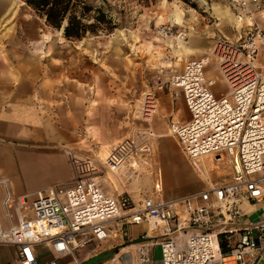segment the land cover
Wrapping results in <instances>:
<instances>
[{"label": "built area", "instance_id": "built-area-1", "mask_svg": "<svg viewBox=\"0 0 264 264\" xmlns=\"http://www.w3.org/2000/svg\"><path fill=\"white\" fill-rule=\"evenodd\" d=\"M232 1L246 11V3ZM261 52L264 24L252 25L234 41L218 40L211 54L184 63L157 86L182 94L189 120L170 119L168 133L189 164L199 172L201 162L211 160L217 178L225 165L227 181L201 174L206 183L201 191L166 199L157 177L154 135L149 126L135 128L108 148L104 160L91 151L65 149L70 170L65 184L17 196L3 181L0 246L13 248L18 264H39L36 247L43 245L55 256L48 264H57L111 237L127 238L128 226L147 225L139 240L130 242L138 264L150 263L155 247L161 264H264V223H243L238 206L241 199L264 200V67L258 71L255 63ZM210 65L227 92L212 91L217 77L209 75ZM156 108L155 93L147 92L133 117L149 124ZM110 173L145 174L151 189L138 197L125 190L112 193Z\"/></svg>", "mask_w": 264, "mask_h": 264}, {"label": "rangeland", "instance_id": "rangeland-1", "mask_svg": "<svg viewBox=\"0 0 264 264\" xmlns=\"http://www.w3.org/2000/svg\"><path fill=\"white\" fill-rule=\"evenodd\" d=\"M0 1L4 2L0 11V50L10 52L9 59L17 65L24 60L32 62L34 79L46 86L39 106L41 117L48 126H62L65 134L80 142V150H93L101 160L106 159L110 146L124 140L135 128L149 126L133 117L145 93L152 91L157 97L161 82L179 72L185 62L211 54L218 40L234 41L250 26L248 19H252L251 25L264 24V0H238L246 3V11L232 0H191L188 4L181 0H86L101 7L115 28L68 40L62 30L48 26L23 0ZM179 43L200 53L179 51ZM255 63L262 71L264 53ZM207 70L217 77L212 91L218 95L227 92L217 69L210 65ZM162 91L175 115L187 118L182 94L170 96L167 87ZM169 120L162 114L154 115L151 127L166 134ZM154 145L158 147V182L164 192L170 188L172 194L195 190L188 174L199 190L206 186L204 177L200 172L195 174L172 136L167 133L159 140L154 138ZM204 165L211 180L229 179L225 165L219 167L221 178H217L216 170L211 171L213 161L204 160ZM108 177L113 192L125 190L137 197L151 189V180L145 174L126 178L110 173ZM140 185L142 191L133 190ZM89 250L80 249L75 255L81 259ZM49 259L50 254L42 250L40 264ZM70 260L65 257L58 264ZM119 260L107 264H119ZM146 264H161L159 247L152 249L151 262Z\"/></svg>", "mask_w": 264, "mask_h": 264}, {"label": "crops", "instance_id": "crops-1", "mask_svg": "<svg viewBox=\"0 0 264 264\" xmlns=\"http://www.w3.org/2000/svg\"><path fill=\"white\" fill-rule=\"evenodd\" d=\"M3 3L0 1V11L3 9ZM9 53L0 50V215L3 214V181H5L7 189L17 196L32 194L55 185L65 184L70 180V170L64 150L83 151L79 148L80 142L73 141L70 134H65L62 126H48L43 120L41 117L42 110L39 106L41 105L40 101L42 102L44 98L42 95L45 93V84L34 79L35 75L30 69L32 65L30 60H24L17 65L9 59ZM182 54L184 55V51ZM177 92L181 93L178 89L169 88L170 96ZM163 93V91L157 93V113L155 115L162 114L163 117H170L176 122H187L189 114L187 118H179L177 114L175 115L173 106L169 107L168 99ZM183 105L186 108L184 100ZM153 117L154 115L151 118V123ZM150 130L157 140L168 133L161 134V132L154 131L152 127ZM169 136L171 135L169 134ZM157 148V145H154L156 153ZM158 162L157 156V166ZM187 163L197 174L188 161ZM201 167L203 169L205 167L204 160L198 166L199 172ZM208 170L207 168L204 173L206 174ZM219 174L222 175L223 173ZM188 175V182L195 186V190L172 194L170 192L172 188L166 189V192L162 189L166 199L195 194L202 190H199L198 184L191 180L190 174ZM142 187L143 185L136 186L133 190L140 192ZM110 192L119 194V192L112 190ZM136 196L138 197V194ZM238 206L241 210L243 223L251 225L264 223V200L254 203L241 199ZM147 228V225L128 226L126 227L127 238L118 240L111 237L101 245L93 244L89 247L88 254L84 255L83 258L80 259L75 255V258L71 257V260L65 264H76V261L94 262L96 264L98 262L92 259L109 250H114V253L104 264L115 263L117 259H120L119 264H138L135 253L136 247L130 242H137L143 230ZM42 250L50 254L48 262L43 264H48L55 259L50 248L40 245L36 247L39 264ZM116 252L118 253L116 254ZM62 259L57 260V264ZM0 264H18L15 262V250L13 248L0 246Z\"/></svg>", "mask_w": 264, "mask_h": 264}, {"label": "trees", "instance_id": "trees-1", "mask_svg": "<svg viewBox=\"0 0 264 264\" xmlns=\"http://www.w3.org/2000/svg\"><path fill=\"white\" fill-rule=\"evenodd\" d=\"M172 1V0H169ZM188 4L191 0H181ZM45 23L63 32L68 40H81L87 34L110 32L115 28L101 7L86 0H23Z\"/></svg>", "mask_w": 264, "mask_h": 264}, {"label": "water", "instance_id": "water-1", "mask_svg": "<svg viewBox=\"0 0 264 264\" xmlns=\"http://www.w3.org/2000/svg\"><path fill=\"white\" fill-rule=\"evenodd\" d=\"M113 253H114V250H109V251H106L104 253H101V254L95 256L92 260L93 261H97V262L103 261V260H107L109 257H111V255Z\"/></svg>", "mask_w": 264, "mask_h": 264}, {"label": "bare ground", "instance_id": "bare-ground-1", "mask_svg": "<svg viewBox=\"0 0 264 264\" xmlns=\"http://www.w3.org/2000/svg\"><path fill=\"white\" fill-rule=\"evenodd\" d=\"M251 20H252L251 18L248 19V21L250 22V26L253 25V24L251 25ZM250 26H249V27H250ZM178 45H179V46H178V47H179V51H181L182 49H186V50H189V51H193V49H191V48L188 47V46L183 47L181 43H179ZM208 53H209V52H208ZM187 62H188V61H187ZM185 63H186V62H185ZM158 107H159V106H158ZM159 111H160V110H159ZM156 113H157V108H156L155 114H156ZM150 123H151V120H150ZM150 123H149V126L151 125ZM198 170H199V169H198ZM205 170H206L205 168H204V169H203L202 167L200 168V172L202 173V175H205V173H204Z\"/></svg>", "mask_w": 264, "mask_h": 264}]
</instances>
